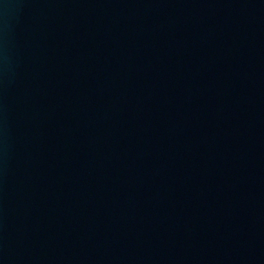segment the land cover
<instances>
[{
    "label": "water",
    "instance_id": "obj_1",
    "mask_svg": "<svg viewBox=\"0 0 264 264\" xmlns=\"http://www.w3.org/2000/svg\"><path fill=\"white\" fill-rule=\"evenodd\" d=\"M0 264H264V0H0Z\"/></svg>",
    "mask_w": 264,
    "mask_h": 264
}]
</instances>
